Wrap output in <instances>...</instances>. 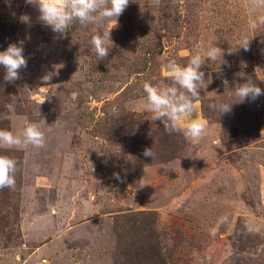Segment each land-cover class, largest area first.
I'll return each mask as SVG.
<instances>
[{"label":"rangeland","instance_id":"1","mask_svg":"<svg viewBox=\"0 0 264 264\" xmlns=\"http://www.w3.org/2000/svg\"><path fill=\"white\" fill-rule=\"evenodd\" d=\"M258 14L248 0H130L116 26L61 34L26 0H0V51L23 40L28 61L14 83L0 67V115L14 103L19 117L0 128L36 122L46 136L43 148L0 149L19 162L15 187L0 190V264H149L143 229L166 264H264V95L234 94L240 73L264 89V25L249 29ZM103 29L113 44L99 60L90 41ZM213 45L223 52L180 122L201 119L206 134H170L141 107L143 82L171 83L168 60L183 66ZM224 102L228 113L209 107Z\"/></svg>","mask_w":264,"mask_h":264},{"label":"clouds","instance_id":"2","mask_svg":"<svg viewBox=\"0 0 264 264\" xmlns=\"http://www.w3.org/2000/svg\"><path fill=\"white\" fill-rule=\"evenodd\" d=\"M26 3L38 8L39 20L55 33H65L75 22L81 27L88 25H102L107 22L111 27L113 18L115 26L118 18L129 6L130 0H26ZM248 9L252 13H259L249 24L250 30H256L264 25V0H248ZM114 27L111 28V31ZM111 31L103 29L97 31L91 38L93 53L104 60L109 56V47L113 44ZM250 40L244 38L241 47L249 49ZM222 49L215 45L206 51L197 50L190 57L186 65H180L174 59L168 60L166 72L171 83L163 80L159 83L151 81L143 82V91L146 94L141 107L152 113V119L160 121L164 128L171 133L183 132L186 138L197 141L206 134V122L193 118L186 128L181 127V120L185 117H193L196 113V105L200 100V92L207 87L205 72L202 67L206 61L215 62L222 54ZM27 58L24 55V41L11 43L7 49L0 51V67L5 69L4 81L14 83L20 79V72L26 69ZM246 82L239 84L235 89V96L239 102L246 100L255 101L264 95V89L257 86L249 77L243 73L239 74ZM233 103L211 104L210 108L218 110L220 114L232 110ZM6 112L0 115V120L18 119L15 104L5 105ZM46 136L39 123H28L20 131L0 128V149L11 150L21 146L31 145L34 148L45 147ZM145 157L155 159L154 146L146 147L143 151ZM18 161L6 154H0V190L12 189L16 184V173ZM117 179L119 176L117 174Z\"/></svg>","mask_w":264,"mask_h":264},{"label":"trees","instance_id":"3","mask_svg":"<svg viewBox=\"0 0 264 264\" xmlns=\"http://www.w3.org/2000/svg\"><path fill=\"white\" fill-rule=\"evenodd\" d=\"M134 122L131 123V125H123V129H128L129 132H131L134 128ZM136 133L138 131L134 130ZM133 133H129L127 135L126 144L129 145L130 140H134ZM128 142V143H127ZM136 152H140L138 149ZM141 234V233H140ZM158 234L156 233L155 230H142V234L140 236L139 242H136V244L139 246L141 249V252L143 254V257L148 260L149 264H166L165 258L161 253V248H160V239H158ZM119 241V240H118ZM235 249V246H234Z\"/></svg>","mask_w":264,"mask_h":264}]
</instances>
